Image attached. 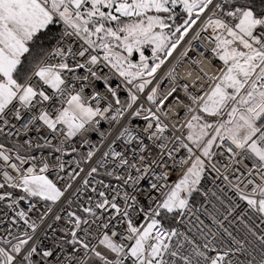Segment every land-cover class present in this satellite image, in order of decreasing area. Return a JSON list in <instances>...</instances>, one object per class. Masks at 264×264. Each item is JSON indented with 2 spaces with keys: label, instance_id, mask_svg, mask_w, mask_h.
I'll return each mask as SVG.
<instances>
[{
  "label": "snow or ice",
  "instance_id": "6c2138e0",
  "mask_svg": "<svg viewBox=\"0 0 264 264\" xmlns=\"http://www.w3.org/2000/svg\"><path fill=\"white\" fill-rule=\"evenodd\" d=\"M0 264H264V0H0Z\"/></svg>",
  "mask_w": 264,
  "mask_h": 264
},
{
  "label": "built area",
  "instance_id": "2783aa9c",
  "mask_svg": "<svg viewBox=\"0 0 264 264\" xmlns=\"http://www.w3.org/2000/svg\"><path fill=\"white\" fill-rule=\"evenodd\" d=\"M193 56L195 54H192ZM187 69V65H185V68L181 70V74L183 75V71H185ZM164 87V85H162V88ZM179 95L181 96V98L183 99V93H179ZM174 104V101L170 98L169 101H168V104H166V107H168L169 105H173ZM183 112V109H181V113ZM174 115V113H173Z\"/></svg>",
  "mask_w": 264,
  "mask_h": 264
}]
</instances>
